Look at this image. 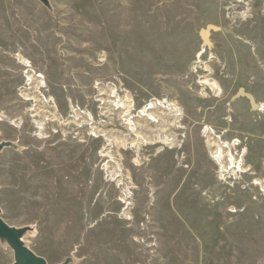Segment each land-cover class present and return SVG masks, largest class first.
<instances>
[{"label":"rangeland","instance_id":"obj_1","mask_svg":"<svg viewBox=\"0 0 264 264\" xmlns=\"http://www.w3.org/2000/svg\"><path fill=\"white\" fill-rule=\"evenodd\" d=\"M50 3L0 0L5 221L49 264H264V0ZM112 102L177 105L174 144L110 147ZM207 129L237 143L225 170Z\"/></svg>","mask_w":264,"mask_h":264},{"label":"bare ground","instance_id":"obj_2","mask_svg":"<svg viewBox=\"0 0 264 264\" xmlns=\"http://www.w3.org/2000/svg\"><path fill=\"white\" fill-rule=\"evenodd\" d=\"M204 39L205 42L209 44V39L207 37H205ZM21 61L24 63L26 62L25 59H22ZM35 76L36 79L42 77L41 75L29 74L28 78L29 80L35 82L37 81L35 79ZM37 83L38 86H40L42 84V81L39 80V82ZM200 83L206 87L211 88L214 91H219L220 93V88L216 82H211L210 79L204 78ZM33 91L34 92H30L29 94H27L28 99L33 101H42L38 99V95H36L37 91ZM110 97H112V94L110 95ZM106 103L109 102H107L106 100L103 101V104ZM112 106L113 107H111L110 103L111 111H117L118 114L120 113L119 121H113L112 125L120 129L111 130L101 135L105 137L110 147H116L120 149H129L130 147H135L138 149V147L140 148V146L144 143L150 145L165 143L174 144L175 133L169 132L168 129L175 130L177 127H179L178 124L181 122L182 114L179 113L177 105H170L171 107H168L165 106L164 103L152 102L146 105L137 114H135L134 105H132L131 103L124 105L120 102H117V104H115V102H112ZM260 109L264 112V104L260 105ZM36 111L38 113L36 112L37 114L35 116H38L40 112L38 109H36ZM40 124L41 126L39 125V129H43V122H41ZM101 126L102 125H99L96 129ZM121 129H123V131H121ZM204 133L205 137L207 138L206 145L209 152L211 153V158L220 166L222 170H225L229 166H232L233 163H235V153L233 152V148L234 146H237V143L234 142L229 144L227 142H223L219 136H213V132H211V130L209 129H207V131H205ZM131 136L135 137L136 139L131 138ZM102 157L111 159L113 157V152L109 151L107 153H103ZM227 163L228 166H226ZM111 167L112 166H109L107 168ZM110 172H114V174H111L117 177L122 176L120 174L121 169H116L115 171ZM124 200L125 199L123 198L122 201Z\"/></svg>","mask_w":264,"mask_h":264},{"label":"water","instance_id":"obj_3","mask_svg":"<svg viewBox=\"0 0 264 264\" xmlns=\"http://www.w3.org/2000/svg\"><path fill=\"white\" fill-rule=\"evenodd\" d=\"M43 3L46 7L51 9L50 0H38ZM237 97H245L249 100L251 107L254 109L258 108L255 98L250 93H247L244 88H241ZM11 147L17 149L18 146L11 141H0V151ZM30 226L25 227H15L8 224L2 217L0 212V241L6 243L14 252V263L13 264H49L45 258L37 255L33 250H31L26 242L24 241L25 235L31 231ZM73 262L72 258H66L65 261L58 264H71Z\"/></svg>","mask_w":264,"mask_h":264},{"label":"flooded vegetation","instance_id":"obj_4","mask_svg":"<svg viewBox=\"0 0 264 264\" xmlns=\"http://www.w3.org/2000/svg\"><path fill=\"white\" fill-rule=\"evenodd\" d=\"M250 103V102H249ZM251 105V104H250Z\"/></svg>","mask_w":264,"mask_h":264}]
</instances>
